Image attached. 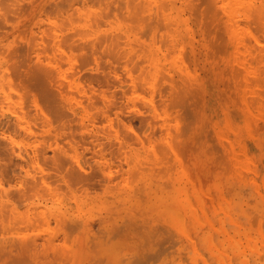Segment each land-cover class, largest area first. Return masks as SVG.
<instances>
[{
  "label": "rangeland",
  "instance_id": "1",
  "mask_svg": "<svg viewBox=\"0 0 264 264\" xmlns=\"http://www.w3.org/2000/svg\"><path fill=\"white\" fill-rule=\"evenodd\" d=\"M0 48V238L40 251L11 264H264V0H0Z\"/></svg>",
  "mask_w": 264,
  "mask_h": 264
},
{
  "label": "bare ground",
  "instance_id": "2",
  "mask_svg": "<svg viewBox=\"0 0 264 264\" xmlns=\"http://www.w3.org/2000/svg\"><path fill=\"white\" fill-rule=\"evenodd\" d=\"M222 3H223V2H222ZM137 4H140V2H138ZM143 5H144V4H143ZM133 6H134V3H133ZM137 6H138V5H137ZM142 7H143V6H142ZM139 8H140V7H138V9H139ZM132 9H133V8H132ZM135 9H136V8H135ZM140 9H141V8H140ZM143 9H144V7H143ZM204 9H205V8H204ZM224 9H225V8H224ZM197 10H198V9H197ZM141 11H142V10H141ZM138 12H139V10H138ZM164 13H165V12H164ZM211 13H212V12H211ZM211 13H210V14H211ZM134 14H135V12H134ZM136 14H138V13H136ZM156 14H157V13H156ZM166 14H167V13H166ZM215 14H216V13H215ZM212 15H213V13H212ZM256 15H257V13H256ZM259 15H260V13H259ZM136 16H137V15H136ZM141 16H142V15H141ZM210 16H211V15H210ZM215 16H216V15H215ZM142 17H143V16H142ZM247 17H248V16H247ZM262 19H263V18H262ZM163 20H164V19H163ZM208 21H209V20H208ZM146 26H147V25H146ZM149 27H150V26H149ZM153 27H154V26H153ZM155 27H156V26H155ZM156 36H157V35H156ZM0 49H1V48H0ZM5 50H6V49H5ZM217 50H218V49H217ZM0 52H1V51H0ZM235 60H236V59H235ZM179 65H180V64H179ZM234 67H235V66H234ZM187 68H188V67H187ZM149 69H150V72H151V68H149ZM154 69H155V68H154ZM154 69H153V70H154ZM153 70H152V71H153ZM202 70H203V69H202ZM154 71H155V70H154ZM5 72H6V71H5ZM41 73H42V72H41ZM43 73H44V77H42ZM43 73H42L41 76L38 75V76L40 77V79H41V78H42V79L45 78V74L47 75L46 72L43 71ZM151 73H152V72H151ZM48 75H49V74H48ZM3 76H4V75H3ZM47 77H48V76H46V78H47ZM245 77H246V76H245ZM46 78H45V79H46ZM167 78H168V77H167ZM198 78H199V77H198ZM48 79H49V77H48ZM169 79H170V78H169ZM7 82H8V81H7ZM44 84H45V82H44ZM152 86H153V85H152ZM163 89H164V88H163ZM24 90H25V89H24ZM165 90H166V89H165ZM25 92H26V91H25ZM156 92H157V91H156ZM157 94H158V93H157ZM17 95H18V94H17ZM9 97H10V96H9ZM5 98H6V97H5ZM23 98H24V97H23ZM172 100H173V99H172ZM1 101H3V100H1ZM170 101H171V100H170ZM7 102H8V101H7ZM172 104H173V103H172ZM8 109H9V108H8ZM14 110H15V109H14ZM41 110H42V109H41ZM19 112H20V111H19ZM21 119H23V118L21 117ZM21 119H20V120H21ZM41 119H42V117H41ZM47 119H48V118H47ZM180 119H181V118H180ZM171 120H172V119H171ZM39 121H41V120H39ZM167 121H169V120H167ZM18 122H19V121H18ZM21 122H22V121H21ZM21 122H19L20 125H21ZM119 122H121V121H119ZM28 124L30 125V123H28ZM124 124L127 125L126 123H124ZM172 124H173V123H172ZM16 126H18V125H16ZM127 126L129 127V125H127ZM22 127H23V126H22ZM24 127H25V126H24ZM24 127H23V128H24ZM28 127H29V126H27L26 128L30 130L31 128H28ZM26 128H25V129H26ZM131 128H132V127H131ZM164 128H165V127H164ZM164 128H163V129H164ZM32 130H33V129H32ZM127 130H128V129H127ZM164 130H165V129H164ZM1 131H2V130H1ZM120 131H121V130H120ZM172 131H173V130H172ZM116 132H117V131H116ZM128 132H129V131H128ZM29 133H30V132H29ZM167 133H168V132H167ZM30 134H31V133H30ZM132 136H133V135H132ZM137 136H138V135H137ZM174 136H175V135H174ZM122 137H123V136H122ZM138 137H139V136H138ZM164 139H165V138H164ZM10 140H11V139H10ZM140 141H141V140H140ZM162 141H163V140H162ZM75 142H76V141H75ZM75 142H74V143H75ZM127 143H128V142H127ZM168 143H169V142H168ZM71 145H72V144H71ZM120 145H122V144H120ZM122 146H123V145H122ZM77 147H78V144H77ZM120 147H121V146H120ZM21 148H22V147H21ZM14 149H15V148H14ZM77 149H78V148H77ZM172 149H173V148H172ZM63 150H64V149H63ZM74 150H75V149H74ZM20 151H21V150H20ZM61 151H62V150H61ZM65 151H66V150H65ZM65 151H64V152H65ZM155 151H156V150H155ZM37 152H38V151H37ZM20 154H21V153H20ZM23 155H25V154H23ZM56 155H57V154H56ZM56 155H55L54 157H60V158H59L60 160H58V159L56 160V158L54 159V160H56V161H59V163H57L56 161H55V162L53 161L54 164L52 163V165H55V164L57 163V165H56L55 167H57V166H58V167H59V166H62V165H60V164H63V167H64V164H65V163H68V161H69L68 164H71L70 162H72V161H75L74 163L72 162L73 164H75L76 161H77V159H78V158L76 157L77 155L75 156V154H74L73 157H71V159L73 158V159H76V160H71L70 158L67 160V159H65V158H62L61 155H63V153H62L60 156H58V155L56 156ZM67 155H68V154H67ZM67 155H65V157H66ZM20 156L22 157V154H21ZM36 156L39 157V153H38V155H37V153H36ZM43 156H44V155H43ZM63 156H64V155H63ZM78 156H79V155H78ZM68 157H69V156H68ZM74 157H76V158H74ZM23 158H24V157H22L21 159L24 161L27 157L24 158V159H23ZM39 158H41V157H39ZM39 158H38V160H39ZM44 158H46V157H44ZM28 159H29V158H28ZM28 159H27V160H28ZM51 159H53V158H51ZM63 159L65 160V163H64V160H63ZM38 160H37V161H38ZM40 160H41V159H40ZM43 160H44V159H43ZM70 160H71V161H70ZM25 161H26V160H25ZM41 161H42V160H41ZM46 161H47V160H46ZM61 161H62V162H61ZM66 161H67V162H66ZM80 161H81V160H80ZM80 161H79V163H78V162H77V163L80 164ZM27 162H28V161H27ZM81 162H83V161H81ZM220 162H221V161H220ZM40 163H41V162H40ZM40 163H39V161H38V166H39V165L41 166ZM42 163H43V162H42ZM77 163H76V164H77ZM78 164L76 165L77 167H78ZM81 164H83V163H81ZM99 164H100V163H99ZM99 164H98V165H99ZM65 165H67V164H65ZM71 165H72V164H71ZM71 165H70V166H71ZM42 166H43V167H42ZM42 166H41L42 168H40V167H39V168L45 170L46 167L44 168V165H43V164H42ZM76 166H73V165H72L73 169H75V170L72 169L73 171L70 170V169H71L70 167L67 168V169H69V171H68V170L65 171L66 173L68 172V174H70L71 172H72V173L74 172V176H75L74 179H75V180L73 179V177L71 178L73 181H77V179H78V181H79L80 179L82 180V174H81L80 172H78V171H80L81 169H80V170L77 169ZM80 166H82V165H80ZM100 166H101V165H100ZM100 166H99V167H100ZM140 167H142V166H140ZM47 168H48V167H47ZM59 168H60V167H59ZM61 168H62V167H61ZM64 168H65V167H64ZM64 168H62L63 171H64ZM79 168H80V167H79ZM81 168H83V167H81ZM76 169H77V170H76ZM84 169H85V168H84ZM99 169L101 170V169H103V167H102V168H99ZM129 169H131V168H129ZM56 170H57V169H56ZM62 170H60V171H62ZM82 170H83V169H82ZM127 170H128V169H127ZM70 171H71V172H70ZM98 171H99V170H98ZM98 171H96V172H97L96 174H99ZM131 171H132V170H131ZM41 172H43V171H41ZM46 172H47V174H48V173H49V170H47ZM58 172H59V171H58ZM65 172H61L62 174H61V173H59V174H61V176L63 175L64 178H65V175L63 174V173H65ZM69 172H70V173H69ZM100 172H102V170H101ZM105 172H106V170H105ZM66 173H65V174H66ZM72 173L70 174L71 176L73 175ZM103 173H104V171H103ZM103 173H101V174H103ZM27 174H28V173H27ZM42 174H43V173H42ZM45 174H46V173H45ZM45 174H44V175H45ZM47 174H46V175H47ZM68 174H67V176H68ZM89 174H90V173H89ZM93 174H95V172H94V173H91V176H90V177H92ZM96 174H95V175H96ZM101 174H100V175H101ZM112 174H113L112 171H108L107 174H106L107 177L105 176L106 179H109V181H108V180L106 181V179H104V181H105V182H104V181H102V179L99 178V179L102 181V184H103V182L105 183L106 186L108 185V182H109V184H112V183H110V180H111ZM31 175L34 176V174H31ZM44 175H42V176H44ZM70 175L68 176V177H69V178H68L69 180H71V179H70V177H71ZM104 175H105V174H104ZM123 175H124V174H123ZM27 176H28V175H26V177H27ZM29 176H30V175H29ZM37 176H38V175H37ZM37 176H36V177H37ZM47 176H48V175H47ZM47 176H46V177H47ZM56 176H57L58 181H60L61 178H60V179L58 178V176H60V175L57 174ZM61 176H60V177H61ZM119 176H120V174H119ZM132 176H133V175H132ZM36 177H31V178L34 180ZM83 177H84V176H83ZM86 177H87V173H86ZM86 177H84L83 179H86V182H87V184H88L89 177H87L88 180H87ZM96 177H97V176H96ZM29 178H30V177H29ZM40 178H41V179H44L45 177H43V178L40 177ZM40 178H39V179H40ZM62 178H63V177H62ZM66 178H67V177H66ZM92 178H94V176H93ZM97 178H98V177H97ZM128 178H129V177H128ZM128 178H127V179H128ZM26 179H27V178H26ZM26 179H25V181H27V182H28V180H29V182H30V180H31V179H28V180H26ZM39 179H37V180H39ZM48 179H49V177H48ZM57 179H56V180H57ZM68 179H64V181H65V183H66V182H69V183H70V185H68V187L70 186V189H71V188H72V187H71V182H70ZM94 179H95V178H94ZM94 179H93V181H95ZM112 179H113V177H112ZM121 179H122V178H121ZM121 179H120V181H122L124 178H123L122 180H121ZM125 179H126V178H125ZM33 180H31V182H34V181H35V180H34V181H33ZM46 180H47V178L44 179L45 183L48 182V180H47V181H46ZM67 180H68V181H67ZM72 180H71V181H72ZM81 180H80L79 182H82V181H83V180H82V181H81ZM100 180H99V182H100ZM42 181H43V180H42ZM61 181H62V180H61ZM61 181H60V182H61ZM64 181H63V182H64ZM91 181H92V179H90V183L93 182V181H92V182H91ZM27 182H25V184H27V186L32 184V183L30 184L29 182H28V183H27ZM40 182H41V181H40ZM60 182H59V184L57 183L56 187L59 186V189H62L63 191H65L64 189L67 188L66 184H64V183L61 182L62 185L60 186ZM84 182H85V180L81 183L83 186H84V184H83ZM86 182H85V183H86ZM96 182H97V181H96ZM43 183H44V182H43ZM77 183H78V182H77ZM77 183H76V184H77ZM1 184H2V183H1ZM48 184L50 185V182H48ZM67 184H68V183H67ZM74 184H75V183H74ZM92 184H93V183H92ZM99 184L102 185L101 183H99ZM119 184H121V183L119 182ZM23 185H24V184H23ZM35 185H37V186H36L37 188L39 187L38 184H35ZM41 185H42V182H41ZM41 185H40V186H41ZM43 185L45 186V184H43ZM49 185L47 186V188L49 187V188H50V191H51V187H53V189H52L53 191L56 190V188L54 189V187H55L54 184H53L54 186L51 184V185H52L51 187H50ZM63 185H65L66 188H64L65 186L63 187ZM90 185H91V184H90ZM90 185L88 184V186H90ZM116 185H118V184H116ZM24 186H25V185H24ZM24 186H23V187H24ZM27 186H26V187H27ZM44 186H41V190H42V187H44ZM73 186H74V185H73ZM83 186H82V187H83ZM94 186H95V185H94ZM102 186H103V185H102ZM112 186H115V185H112ZM112 186H111V187H112ZM122 186H123V185H122ZM33 187H34V186H33ZM60 187H62V188H60ZM78 187H79V186H78ZM91 187H92V186H91ZM37 188L34 187L35 190H36ZM45 188H46V186H45ZM45 188H43V189H45ZM63 188H64V189H63ZM85 188H86V187H85ZM85 188L83 187L82 190H84V191L87 190V189H85ZM92 188H93V187H92ZM108 188H109V187H108ZM112 188H114V187H112ZM116 188H117V187H116ZM118 188H119V185H118ZM132 188H133V187H132ZM152 188H154V186H153ZM1 189L7 190L8 187H6V189H5V188H1ZM1 189H0V190H1ZM29 189H33V188L30 187ZM34 189L31 190V192H32V191L34 192L33 195H35V193L38 194L39 192H42V194L45 193V195L47 196V195H49V194H48V193L46 194V191H48L49 193H51V192H50L49 190H47V189H45V192H43L44 190H42V191L39 190L40 188L38 189V190H39L38 192H37V190L35 191ZM68 189H69V188H68ZM68 189H67L66 191H68ZM70 189H69V190H70ZM73 189H74V188H73ZM73 189H72V190H73ZM75 189H76V188H75ZM77 189H78V188H77ZM80 189H81V188H80ZM89 189H91V188H88V191H87L88 194L94 191V190H93V191L90 190L91 192H89ZM121 189H122V188H121ZM4 190H1V191H4ZM23 190H24V188H23ZM1 191H0V195H1ZM24 191H27V192H24V193H28V190L25 189ZM53 191H52V192H53ZM63 191H61V192H63ZM70 191H71V190H70ZM80 191H81V190H80ZM7 192L10 193V194L7 193L8 196H11V195L13 194V193H11V192H12L11 190H9V191L7 190ZM14 192H15V191H14ZM31 192H30V193H31ZM57 192H59V191H57ZM71 192L74 193L73 191H71ZM77 192H79V191H77ZM77 192H76V193H77ZM85 192H86V191H85ZM96 192H97V191H96ZM2 193H3V192H2ZM4 193H5V194H4ZM4 193H3V195H4V197H6V191H5ZM15 193H17V192H15ZM54 193H55V192H54ZM54 193H53V194H54ZM63 193H64V192H63ZM76 193H74V194H76ZM81 193L84 194L83 192H81ZM17 194H18V193H17ZM39 194H40V193H39ZM42 194H41L40 196H42ZM56 194H58V193H56ZM65 194H66V193H65ZM67 194H70V193H67ZM77 194H78V193H77ZM85 194H86V193H85ZM3 195H2V197H3ZM13 195H15V194H13ZM18 195L20 196V194H18ZM18 195H17V197H19ZM29 195H30V194H29ZM45 195H44V198H45ZM72 195H73V194H72ZM119 195H120V194H119ZM119 195H117V197H118ZM8 196H7V197H8ZM21 196H22V198L19 197L20 201L23 200V198H26V197H23L24 194H23V195L21 194ZM26 196H27V195H26ZM66 196H67V195H66ZM68 196H69V195H68ZM68 196H67V197H68ZM70 196H71V194H70ZM70 196H69V197H70ZM75 196H76V195H75ZM79 196H80V195H79ZM11 197H12V196H11ZM30 197H31V196H30ZM47 197H48V196H47ZM50 197H51V196H50ZM59 197H60V196H59ZM89 197L91 198V196H89ZM13 198H14V197H12V199H13ZM80 198H81V196H80ZM83 198H84V197H83ZM2 199H3V198H2ZM10 199H11V198H10ZM46 199H48V198H46ZM74 199H75V198H74ZM134 199H135V198H134ZM3 200H4V199H3ZM3 200H1V202L4 203L5 201H3ZM8 200H9V197H8L7 201H8ZM17 200H18V199H17ZM51 200H53V199L51 198ZM82 200H83V199H82ZM7 201H6V202H7ZM40 201H41V200H40ZM40 201H39V202H40ZM6 202H5V203H6ZM8 202H9V201H8ZM10 202H11V201H10ZM33 202H34V201H33ZM33 202H32V204H33ZM35 202H36V204H37L38 201L36 200ZM41 202H42V201H41ZM130 202H131V201H130ZM138 202H139V199H138ZM3 203H0V204L3 205ZM13 203H14V202H13ZM13 203H12V204H13ZM25 203H26V202H25ZM42 203H43V202H42ZM61 203H62V202H61ZM6 204H7V203H6ZM6 204H5V205H6ZM10 204H11V203H10ZM27 204H28V202H27ZM29 204H30V203H29ZM45 204H46V203H45ZM49 204H50V203H49ZM58 204H59V203H58ZM80 204H81V203H80ZM130 204H131V203H130ZM138 204H139V203H138ZM173 204H174V203H173ZM5 205H3V206H5ZM7 205H8V207L10 206V207H9L10 209H8L9 211L12 210V209H11L12 206H13V209H14L15 206H17V205H14V204H13L12 206L9 205V204H7ZM51 205H52V204H51ZM60 205H61V204H60ZM77 205H78V204H77ZM132 205H133V204H132ZM3 206H0V207L2 208ZM28 206H29V205H28ZM38 206H39L38 208H39L41 211H39L38 208H36V209H34V210H36V211L33 212V213H31L29 216H28V213H29L28 210H27V216H24V217H23V216L20 214V216L23 217V218H22V217H20V218L24 219V222H22L23 220L21 221V219L19 218V219H20L19 221H21L22 223H24V224L21 225L22 227L25 226L27 223H30V222H31L30 224H33V226H34V224H36V222L33 223V222L31 221V220H32L31 216L33 217V215H36V216H35V217H36L35 219L37 220V218H38V216H39V214H40V217H39L40 221H42V220L44 221V220L46 219V218H45L46 215L49 216V214H47V213H49L50 211L47 212V213L45 212L46 215L41 216V213H42V211H43V210L41 209L42 206H41V207H40V205H38ZM8 207H7V208H8ZM22 207H23V206H22ZM25 207H26V206H25ZM29 207H30V206H29ZM34 207H35V206H34ZM51 207H52V206H51ZM57 207H58V206H57ZM59 207H60V206H59ZM80 207H81V206H80ZM1 208H0V209H1ZM5 208H6V206H5ZM5 208L3 207L1 210L3 211V209H5ZM15 208H17V207H15ZM26 208H27V207H26ZM31 208H32V205H31ZM46 208H47V207H44V210H47ZM53 208H54V206H53ZM1 210H0V214H2V213H1ZM16 210H17V209H16ZM29 210H30V209H29ZM31 210H32V209H31ZM34 210H33V211H34ZM71 210H72V209H71ZM75 210H76V209H75ZM12 211H13V210H12ZM37 211H38V212H41V213L38 214ZM54 211H55V210H54ZM56 211H57V210H56ZM241 211H242V210H241ZM10 212H11V211H10ZM51 212H52V210H51ZM77 212H78V210H77ZM13 213H14V212H12V214H13ZM20 213H21V211H20ZM22 213H25V212L22 211ZM35 213H36V214H35ZM53 213H54V212H53ZM58 213H59V212H58ZM42 214H43V213H42ZM55 214H56V213H55ZM259 214H260V212H259ZM23 215H24V214H23ZM25 215H26V213H25ZM37 215H38V216H37ZM74 215H75V214H74ZM77 215H79V214H77ZM241 215H243V214H241ZM241 215H240V216H241ZM257 215H258V214H256V216H257ZM13 216H14V215H13ZM52 216H55V217H56V215H52ZM60 216H61V215H60ZM60 216H59V217H60ZM68 216H69V215H68ZM93 216H94V215H93ZM93 216H92V217H93ZM258 216H259V215H258ZM3 217H4L5 219H2ZM14 217L16 218V216H14ZM27 217H29V218L27 219ZM242 217H243V216H242ZM242 217H241V218H242ZM261 217H262V216H261ZM2 218H0V219H2L1 221H3V226H4L5 224L11 223V222H9L10 218L8 219L6 216H4V214H3ZM15 218H13V219H15ZM33 218H34V217H33ZM41 218H42V219H41ZM44 218H45V219H44ZM67 218H69V217H67ZM67 218H66V216H65V220H66ZM84 218H85V217H84ZM253 218H255V217H253ZM6 219H7L8 221H7ZM13 219L11 218V220H12V224H13V223H14V224H17V222H19L17 218H16L17 220L15 219V221H17V222H14ZM35 219H34V220H35ZM39 219H38V221H39ZM56 219H57V217H56ZM56 219H53V220H56ZM70 219H71V218H70ZM70 219H68V220H66V221H65L64 219L62 220V216H61V221H60V222H66V223H69V224H70V222H71ZM97 219H99V218H96V221H97ZM256 219L258 220L257 217H256ZM74 220H75V219H74ZM89 220H90V219H89ZM94 220H95V219H94ZM124 220H125V219H124ZM135 220H136V219H135ZM260 220H261V219H260ZM260 220H259V223H260ZM25 221H26L27 223H26ZM57 221H58V220H57ZM67 221H68V222H67ZM69 221H70V222H69ZM82 221H83V220H82ZM109 221H110V220H109ZM243 221H244V220H243ZM6 222H8V223H6ZM21 222H19L18 225H20ZM45 222H48V219H47ZM75 222H76V220H75ZM75 222H74V223L71 222L70 225H69V224L66 225V226H68V230H70L69 227H70L71 225H73V226H76V225H77V224L74 225ZM80 222H81V220H79V221L76 222V223H78V225H79V224H81ZM86 222H87V223H86ZM86 222H84V223H86V224H85V226H84L83 228H84V230L87 228V229H88L87 232H90L91 229L93 230V227H91L92 225H90V224H92V222H90V223H89L88 221H86ZM94 222H95V221H94ZM97 222H98V221H97ZM4 223H5V224H4ZM40 223H41V222H40ZM99 223H100V224H99L100 227H97V228H100L99 230H103L102 228L104 227V228L106 229V230H104V231H107V224H106V227H105L104 223L102 222V223H103V224H102V223L100 222V220H99ZM105 223H106V222H105ZM261 223H262V221H261ZM0 224L2 225V223H0ZM12 224H11V225H12ZM37 224H38V223H37ZM87 224H89L88 226L91 227L90 230H89V227L86 226ZM93 224H94V223H93ZM101 224H102V225H101ZM110 225H111V224H110ZM259 225H260V224H259ZM8 226H9V225H8ZM21 226H20V228H17V226L14 225V228L16 227V228L18 229V231H23V230L25 231L26 229L24 228V229L22 230ZM29 226H30V225H29ZM29 226H27L26 228L28 229ZM37 226H38V225H37ZM73 226L71 227V230H72V231H73V229H72ZM79 226H80V225H79ZM102 226H103V227H102ZM0 227H1L0 230H2V226H0ZM18 227H19V226H18ZM62 227H65V226L62 225ZM62 227H61V228H62ZM77 227H78V226L74 227V229H75V228L77 229ZM247 227H248V229L250 228L249 226H247ZM7 228H9V229H11V230H13V231H16V230H17V229H12L13 227H12V226H11V227L9 226V227H5V228H4V231H2V232H6L7 230H9V229H7ZM79 228H80V227H78V229H79ZM19 229H21V230H19ZM5 230H6V231H5ZM11 230H9V231H11ZM64 230H65V228H64ZM71 230H70V231H71ZM97 230H98V229H97ZM97 230H96V231H97ZM99 230H98V231H99ZM119 230H120V229H119ZM94 231H95V228H94L93 232H94ZM96 231H95V232H96ZM98 231L96 232L97 234H98ZM104 231H103V232H104ZM248 231H249V230H248ZM260 231H261V230H260ZM25 232H26V231H25ZM65 232H67V234H68V231L65 230ZM84 232H85V231H84ZM91 232H92V231H91ZM93 232H92V233H93ZM6 233H8V232H6ZM13 233H14V232H13ZM22 233H23V232H22ZM22 233H21L20 238H19V236L16 237V234H14L15 237H16L17 239H16L15 237H13V238H14V239H13L10 235H9V236H8V235H5V236H8L9 238L11 237L10 239L8 238V241H7V239H6V241H5V240L3 241V240L0 238V241H2V242H0V244H1V245H0V250H3V252H0L2 258L4 257V256H2V255L5 254L4 251L7 252V251L10 250V249H8V246H9L8 244L11 243L10 246H12L13 249H14V246H13V244H12V243H14V242H15V243L17 242L19 246H22V245H23V246H22L23 248H20L18 245H15V243H14L15 247L17 246V247L19 248L20 251H18V252H17L18 254H16V253H15L16 251H14V250L12 249V247H11L12 252H11V250H10L9 252H11V254H13V255L10 256V261H11V260H12V261H13V260H17L18 256H20L19 259H18L19 261H20V258H21V257H22V258H23V257H28V255H29V257H33L34 254H32V255H33V256H32L31 253H34V252H35V254H36L35 258H37V253L40 254V253H39L40 251L38 250V249H39V247H38L39 245L37 246L38 249H37L36 251H34V250L37 248L36 245H37L38 243L35 244L36 242H33V241H34V238L37 237V236H32V234H31V236H30V235L28 236V237H29V239H28L27 236H26V237H22ZM0 234H1V231H0ZM17 234L19 235L20 233L18 232ZM58 234H59V232H58ZM69 234H72V232H70ZM69 234H68V236H69V238H70V235H69ZM94 234H95V233H93V234L91 235V237L93 236L92 238H89L90 241H92V240L95 241V240H96V239H94V238L97 237V235H94ZM104 234H105V233H103V234L101 233L100 235L103 237V236H105ZM117 234H118V233H117ZM248 234H249V233H248ZM26 235H27V234H26ZM65 235H66V233H65ZM76 235H77V234H76ZM245 235H246V234H245ZM249 235H251V234H249ZM57 236H58V235H57ZM68 236H67V238H66V237H64V238H66V239L68 240ZM101 236H100V237H101ZM112 236H113V235H112ZM1 237H2V236H1ZM30 237H31V238H30ZM50 237H52V235H51ZM100 237H99V238H100ZM102 237H101L100 239L98 238V240L101 241ZM251 237H252V236H251ZM2 238H3V237H2ZM5 238H6V237H5ZM21 238H22V239H21ZM24 238H27V240L25 239V242L22 243V240L24 241ZM47 238H48V237H47ZM52 238H53V237H52ZM54 238H55V237H54ZM103 238H104V237H103ZM232 238H233V237H232ZM254 238H255V237H254ZM259 238H260V237H259ZM18 239H19V240H18ZM20 239H21V240H20ZM30 239H33V240H32L33 243L31 242ZM49 239H50V238H49ZM109 239H110V237H109ZM9 240H13V241L10 242ZM15 240H17V241H15ZM28 240H30V241H28ZM52 240H53V239H52ZM81 240H82V239H81ZM20 241H21V242H20ZM27 241H28V242H31V243H30V244L32 245L31 249H32L33 247H35V248H33L32 252H31V250H30V247H28V250H26L28 245L31 246ZM35 241H36V240H35ZM37 241H38V240H37ZM47 241L52 242L51 240H47ZM47 241H43V242H41L40 246H41L43 249H45V246H46V245L44 244V242H47ZM54 241H55V239H54ZM68 241H69V240H68ZM83 241H84V240H83ZM86 241H87V240H86ZM96 241H97V240H96ZM96 241H95V242H92V243L87 241L85 244H87L86 246H89V247L91 246V244H95L94 246H99V245H101V244H98V245H97V242H98V241H97V242H96ZM100 241H99V243H101L103 240H102L101 242H100ZM3 242H4V243H3ZM5 242H7V243L9 242V243L7 244V248H6V250L3 249V247H2V244H3L4 247L6 246V245H5ZM26 242H27V243H26ZM38 242H39V241H38ZM17 243H16V244H17ZM19 243H22V244H19ZM52 243H53V242H52ZM52 243H48V242H47L46 244H49V246L51 245V247H52V245H53V247L55 248V246H56L57 243L55 244V246H54V243H53V244H52ZM88 243H90V245H88ZM102 243H104V241H103ZM247 243H248V242H247ZM26 244H27V245H26ZM43 244H44V246H42ZM64 244H67V243H64ZM107 244H108V243H107ZM214 244H215V243H214ZM24 245H25V246H24ZM58 245H59V244H57V246H58ZM61 245H63V243L60 244V246H61ZM104 245L106 246V243H104L103 246H104ZM251 245H252L251 247H253V244H251ZM10 246H9V248H10ZM49 246H48V247H49ZM57 246H56V248H57ZM65 246H66V245H65ZM67 246H68V245H67ZM105 246H104V247H105ZM215 246H216V245H215ZM25 247H26V248H25ZM41 247H40V248H41ZM53 247H52V248H53ZM61 247L63 248L64 245L61 246ZM70 247H71V245H70ZM91 247H92V246H91ZM233 247H234V246H233ZM18 248H17V249H18ZM24 248H25V249H24ZM49 248H50V247H49ZM52 248H51V249H52ZM85 248H86V247H85ZM245 248H246V247H245ZM256 248L258 249L257 246H256ZM7 249H8V250H7ZM15 249H16V248H15ZM22 249H23V250H22ZM63 249H64V248H63ZM236 249H237V248H236ZM259 249H260V248H259ZM259 249H258V250H259ZM47 250H48V249H47ZM57 250H58V249H57ZM13 251H14V253H13ZM23 251H24V252H26V251H30V253H29V254L26 253L27 256H24L25 253H23ZM41 251H44V250H41ZM252 251H253V250H252ZM9 252H7L6 254H7V255H8V254L10 255ZM19 252H20V254H19ZM243 252L245 253V251H243ZM2 253H3V254H2ZM240 253H241V251H240ZM256 253H257V252H256ZM261 253H262V252H261ZM263 253H264V252H263ZM22 254H24V255L21 256ZM241 254H242V256H243V253H241ZM245 254H246V253H245ZM247 254H248V253H247ZM252 254H254V253L252 252ZM259 254H260V253H259ZM16 255H17V258H12V257H16ZM30 255H31V256H30ZM38 256H39V255H38ZM247 256H248V255H247ZM254 256H255V254H254ZM1 257H0V259H2ZM5 257H6V256H5ZM5 257H4V258H5ZM222 257H223V256H222ZM240 257H241V255H240L238 258H240ZM251 257H253V256H251ZM259 257H260V255L257 256L258 259H260ZM8 258H9V257H8ZM38 258H39V257H38ZM38 258H37V259H38ZM248 258H249V257H248ZM253 258H254V257H253ZM249 259H250V258H249ZM251 259H252V258H251ZM255 259H256V258H255ZM6 260H8L7 257H6ZM33 260H35V259H33ZM204 260H206V259H204ZM247 260H248V259H247ZM12 261L10 262V264L12 263ZM36 261H37V260H36ZM238 261H239V260H238ZM2 262L4 263V262H6V261H2ZM14 262H15V261H14ZM246 262H247V261H246ZM254 262H256V261L253 260V263H254ZM259 262H260V260H259ZM239 263H243V262H239ZM248 263H250V262L248 261ZM253 263H252V264H253ZM263 263H264V262H263ZM0 264H2V263L0 262ZM8 264H9V262H8ZM255 264H256V263H255ZM257 264H258V263H257Z\"/></svg>",
  "mask_w": 264,
  "mask_h": 264
}]
</instances>
